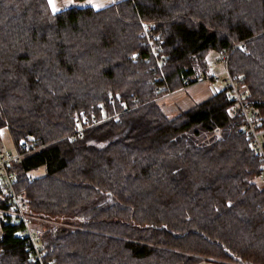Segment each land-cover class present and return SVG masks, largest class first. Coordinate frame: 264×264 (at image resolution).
Returning a JSON list of instances; mask_svg holds the SVG:
<instances>
[{
  "label": "trees",
  "instance_id": "obj_1",
  "mask_svg": "<svg viewBox=\"0 0 264 264\" xmlns=\"http://www.w3.org/2000/svg\"><path fill=\"white\" fill-rule=\"evenodd\" d=\"M142 20L163 41L173 91L209 74L211 53L246 42L229 70L264 127V0H122L57 13L49 0H0V132L15 150L36 149L12 169L48 258L264 264L261 162L241 120L225 90L174 117L163 111ZM76 115L89 127L73 137ZM0 223V264H34L5 215Z\"/></svg>",
  "mask_w": 264,
  "mask_h": 264
},
{
  "label": "built area",
  "instance_id": "obj_2",
  "mask_svg": "<svg viewBox=\"0 0 264 264\" xmlns=\"http://www.w3.org/2000/svg\"><path fill=\"white\" fill-rule=\"evenodd\" d=\"M140 36L147 43L150 51L156 59V67L158 74L155 77L158 82L157 93L160 94L157 101L160 102L173 96L177 92H182L189 89L193 85L212 81L216 84H222L226 91L227 98L231 102V112L234 116L241 120L242 129L247 134L250 140V146L255 156L260 160V172L257 176V182L264 187V127L263 117L260 112L246 101L247 93L245 82L242 76L232 74L229 70V61L232 52L240 47L245 48L246 42H241L235 45L230 51H223L218 54L213 66L223 67L211 74H201L195 81L184 80L182 88L173 91L165 80L163 67L167 62V57L162 53V39L157 32L155 24L151 22L141 21ZM211 69V68H210ZM119 116V115H118ZM106 118L103 121L94 120L95 124L108 121ZM78 129L71 136H82L88 123L87 119H81L76 115ZM36 149L31 144L25 145L21 150L11 151L0 143V197L7 202V209L0 210V217L5 215L8 223L15 228L14 237L25 243L28 258L34 264H56L54 259L48 258L47 250L44 247L42 234L36 229L34 221L36 218L31 213L30 203L25 195L16 189V173L12 167L19 162L24 156L34 152ZM1 225V223H0ZM4 236V231L0 229V239ZM2 251L0 250V257Z\"/></svg>",
  "mask_w": 264,
  "mask_h": 264
},
{
  "label": "rangeland",
  "instance_id": "obj_3",
  "mask_svg": "<svg viewBox=\"0 0 264 264\" xmlns=\"http://www.w3.org/2000/svg\"><path fill=\"white\" fill-rule=\"evenodd\" d=\"M218 55L215 52L211 53L208 56L209 64L211 66V74L215 71L222 69L223 67L218 66L215 68L213 66V60H216ZM212 63V65H211ZM223 89L222 84H216L212 81H208L205 83L195 84L191 86L189 89L177 92L173 96L167 98L160 102V106L163 111L170 117H174L181 112H184L195 105L207 100L217 92ZM0 143L3 144L7 149L14 151V144L12 141L11 136L8 134L7 131L0 132ZM44 173V169H40L34 173V175H41ZM39 220L35 223L36 226L38 225Z\"/></svg>",
  "mask_w": 264,
  "mask_h": 264
},
{
  "label": "crops",
  "instance_id": "obj_4",
  "mask_svg": "<svg viewBox=\"0 0 264 264\" xmlns=\"http://www.w3.org/2000/svg\"><path fill=\"white\" fill-rule=\"evenodd\" d=\"M122 0H84V1H76V0H51V8L52 10L57 13L64 9L76 6L78 8H85V7H93L95 9H102L114 3H117ZM215 60H213L214 63ZM212 65V63H211ZM211 68V66H210ZM222 91V90H221ZM1 229V225H0ZM199 264H223V263H216L212 261L204 260Z\"/></svg>",
  "mask_w": 264,
  "mask_h": 264
},
{
  "label": "snow or ice",
  "instance_id": "obj_5",
  "mask_svg": "<svg viewBox=\"0 0 264 264\" xmlns=\"http://www.w3.org/2000/svg\"><path fill=\"white\" fill-rule=\"evenodd\" d=\"M49 2L51 3V0H49Z\"/></svg>",
  "mask_w": 264,
  "mask_h": 264
}]
</instances>
